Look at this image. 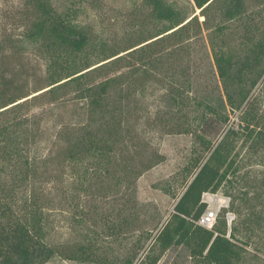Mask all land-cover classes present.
<instances>
[{
	"label": "trees",
	"instance_id": "trees-1",
	"mask_svg": "<svg viewBox=\"0 0 264 264\" xmlns=\"http://www.w3.org/2000/svg\"><path fill=\"white\" fill-rule=\"evenodd\" d=\"M141 1L147 13L135 16V39L107 49L93 48L50 0H25L27 38L45 48L47 73L44 85L29 91L0 66V264H46L55 256L121 264L99 253L90 234L75 244L50 241L49 217L56 199L61 205L71 192L80 222L97 220L92 226L100 223L108 237L138 229L136 182L164 161L139 128V99L151 82L165 90L172 129L194 143L172 211L147 235L157 252L139 264H157L177 246L187 249L191 264H240L246 242L236 225L228 229L225 212L243 214L249 232L264 228V0H191L190 13L168 0ZM194 43L206 60V84L190 63L171 61ZM67 93L81 103L80 118L43 142V118L30 107ZM188 109L193 119H186ZM164 191L171 193L169 185ZM219 191L228 207L212 228L198 225L207 209L203 193ZM84 194L110 207L98 211L91 200L86 211L78 202Z\"/></svg>",
	"mask_w": 264,
	"mask_h": 264
},
{
	"label": "rangeland",
	"instance_id": "rangeland-1",
	"mask_svg": "<svg viewBox=\"0 0 264 264\" xmlns=\"http://www.w3.org/2000/svg\"><path fill=\"white\" fill-rule=\"evenodd\" d=\"M168 1L179 9L189 13L192 11L191 0ZM252 1L254 0H250L251 4ZM50 3L58 13L69 18L89 35L93 48L103 45L104 48L114 49L129 44L136 36L135 16L147 13V9H143L141 0H50ZM196 13H199V10H196ZM28 17L29 8L25 5V0H0V66L10 79L16 80L18 84L25 85L29 91H32L44 85L47 56L45 48L27 38ZM152 28L153 26L150 25L147 29L152 31ZM206 33L205 31L204 34ZM174 59L180 66L190 63V72L194 68L197 69L201 73L202 81L207 83L206 60L198 43H194L189 51L177 54L171 61ZM165 99V90L158 82L148 83L144 95L139 99L138 116L141 121L139 128L144 138L164 156V161L144 172L136 182V198L140 204L138 229L130 228L124 234L106 236L100 223L98 227L92 226L91 223L97 220L88 218V224L80 222V210H77L75 205L71 206L72 193L69 192L70 196L61 205L58 203L59 199H56V204L50 212V241L75 244L84 241L90 234L99 253L121 264H128L127 260H132L130 264H139L147 253L157 252L156 249L149 250L152 237L147 238V235L152 233L154 236L157 228L172 211L175 201L172 193H179L182 189L181 168L188 161L194 143L191 134L179 133L172 129L177 126L166 114ZM80 105L81 103L71 93H67L55 103H50L46 98L36 101L29 112L43 118L45 130L43 142L53 141L62 124L68 125L79 119ZM186 111V119H193L191 109ZM186 119L181 120L180 124L185 125ZM66 171V185L72 188L74 182L73 177L70 176L71 170ZM168 185L170 194L164 191ZM57 188L58 185L53 187V196H57ZM216 197L226 201L221 209L228 207L230 199L221 191ZM91 200L96 203L98 211L110 207L109 204L105 205L102 199L86 194L82 195L78 202L83 204L87 211ZM220 203L211 201L208 204L210 209L216 210ZM89 205L92 206L93 203ZM231 213L233 215L231 226L236 225L239 236L246 242V244L243 242L244 252L240 264H264V228L257 229L254 233L249 232L244 225L243 214L238 218L234 212ZM92 217L95 218V215L93 214ZM96 228L97 230L92 232ZM46 264L97 263L73 261L55 256ZM157 264H191V260L187 249L184 246H177L168 249Z\"/></svg>",
	"mask_w": 264,
	"mask_h": 264
},
{
	"label": "built area",
	"instance_id": "built-area-1",
	"mask_svg": "<svg viewBox=\"0 0 264 264\" xmlns=\"http://www.w3.org/2000/svg\"><path fill=\"white\" fill-rule=\"evenodd\" d=\"M206 196V198H205ZM217 193H203L202 195V201H204L207 204V209L205 212L199 217L198 221L196 222L198 225L210 229L213 227L217 220L218 213L220 212V209L225 206L226 202L224 199H218ZM214 198V199H212ZM216 201L217 203L221 202L220 205H218V208L216 210L210 209L209 202ZM228 206V205H227ZM225 219L228 229L231 227V223L233 220V215L230 211L225 212Z\"/></svg>",
	"mask_w": 264,
	"mask_h": 264
}]
</instances>
